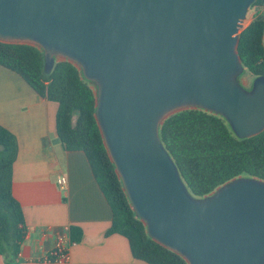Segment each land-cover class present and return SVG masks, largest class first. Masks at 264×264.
<instances>
[{
    "label": "water",
    "instance_id": "1",
    "mask_svg": "<svg viewBox=\"0 0 264 264\" xmlns=\"http://www.w3.org/2000/svg\"><path fill=\"white\" fill-rule=\"evenodd\" d=\"M255 0H0V42L74 65L130 208L186 264H264V181L240 176L194 197L162 145L170 116L202 110L238 139L264 131V76L237 47Z\"/></svg>",
    "mask_w": 264,
    "mask_h": 264
},
{
    "label": "trees",
    "instance_id": "2",
    "mask_svg": "<svg viewBox=\"0 0 264 264\" xmlns=\"http://www.w3.org/2000/svg\"><path fill=\"white\" fill-rule=\"evenodd\" d=\"M264 0H255L256 12L240 33L238 55L252 79L264 76ZM0 66L19 75L41 98L58 105L56 134L66 151L82 152L111 209L106 236L119 234L128 241L132 257L146 264H186L177 254L152 241L132 212L122 184L103 146L94 119L92 86L67 61L44 72V56L36 47L0 42ZM162 145L174 161L190 194L212 193L231 179L245 176L264 181V131L238 139L220 116L186 110L167 118L159 128ZM14 135L0 125V256L16 262L25 237L24 217L12 195V167L17 156Z\"/></svg>",
    "mask_w": 264,
    "mask_h": 264
},
{
    "label": "crops",
    "instance_id": "3",
    "mask_svg": "<svg viewBox=\"0 0 264 264\" xmlns=\"http://www.w3.org/2000/svg\"><path fill=\"white\" fill-rule=\"evenodd\" d=\"M259 12L264 14V8ZM57 108L0 66V125L17 141L12 195L21 206L25 227L16 262L0 256V264H146L132 257L125 237L106 236L110 206L85 155L66 151L58 139ZM60 235L71 243L65 263L54 262L51 254Z\"/></svg>",
    "mask_w": 264,
    "mask_h": 264
},
{
    "label": "built area",
    "instance_id": "4",
    "mask_svg": "<svg viewBox=\"0 0 264 264\" xmlns=\"http://www.w3.org/2000/svg\"><path fill=\"white\" fill-rule=\"evenodd\" d=\"M64 179H60L59 183L63 184ZM71 247V243L66 239L64 235H60L57 237L54 247L52 250V256L54 258V262L57 263H65L69 261V248Z\"/></svg>",
    "mask_w": 264,
    "mask_h": 264
},
{
    "label": "rangeland",
    "instance_id": "5",
    "mask_svg": "<svg viewBox=\"0 0 264 264\" xmlns=\"http://www.w3.org/2000/svg\"><path fill=\"white\" fill-rule=\"evenodd\" d=\"M252 11H253V9H249L248 10V13H247V16H246V20L248 21L249 20V22L252 20V16H253V14H252ZM245 20V21H246ZM252 78L250 77V76H248L246 73L241 77V83L245 86V87H249L250 86V84H251V82H252Z\"/></svg>",
    "mask_w": 264,
    "mask_h": 264
},
{
    "label": "bare ground",
    "instance_id": "6",
    "mask_svg": "<svg viewBox=\"0 0 264 264\" xmlns=\"http://www.w3.org/2000/svg\"><path fill=\"white\" fill-rule=\"evenodd\" d=\"M249 23V20L244 22V26H246Z\"/></svg>",
    "mask_w": 264,
    "mask_h": 264
}]
</instances>
